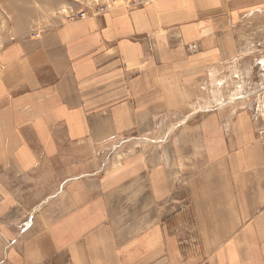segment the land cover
Masks as SVG:
<instances>
[{
	"label": "crops",
	"instance_id": "1",
	"mask_svg": "<svg viewBox=\"0 0 264 264\" xmlns=\"http://www.w3.org/2000/svg\"><path fill=\"white\" fill-rule=\"evenodd\" d=\"M258 11L264 0H155L95 12L5 47L0 264H264L259 149L256 172L244 180L230 151L210 146L207 171L188 185L199 241L187 247L176 244L154 208L175 189L167 146L134 150L105 170L96 158L105 143L147 142L172 118L193 114L201 78L220 59L237 60L232 15ZM207 126L217 140L215 125Z\"/></svg>",
	"mask_w": 264,
	"mask_h": 264
},
{
	"label": "rangeland",
	"instance_id": "2",
	"mask_svg": "<svg viewBox=\"0 0 264 264\" xmlns=\"http://www.w3.org/2000/svg\"><path fill=\"white\" fill-rule=\"evenodd\" d=\"M154 1L0 0V52L11 42L67 21L114 8H141ZM232 16L233 25L228 33L237 60L228 65L220 59L211 75L201 78L199 88L194 87L191 94L193 114L172 118L168 127L163 126L155 136L151 132L147 134V142L122 138L105 143L96 157L98 168L102 165L105 170L122 164L134 150L147 147L149 152L151 148L167 146L168 181L175 189L167 193L169 196L153 202L157 216L164 219L165 229L177 234L175 241L179 246H195L199 241L197 213L188 185L207 171L210 146L221 153L230 151L238 169L237 176L244 180H248L244 173L249 169L256 172V150L264 156V11L250 12L241 19V16ZM208 124L215 125V141L214 131L211 133ZM224 133L233 140L227 142L226 136V140L223 139ZM243 152L249 155L247 165L240 162L239 155ZM220 164L223 169V161Z\"/></svg>",
	"mask_w": 264,
	"mask_h": 264
}]
</instances>
